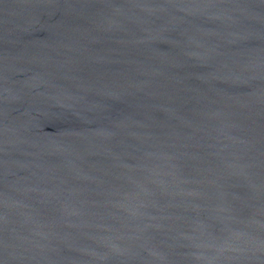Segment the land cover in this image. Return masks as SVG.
Wrapping results in <instances>:
<instances>
[{"label": "water", "instance_id": "95a60500", "mask_svg": "<svg viewBox=\"0 0 264 264\" xmlns=\"http://www.w3.org/2000/svg\"><path fill=\"white\" fill-rule=\"evenodd\" d=\"M0 264H264V0H0Z\"/></svg>", "mask_w": 264, "mask_h": 264}]
</instances>
